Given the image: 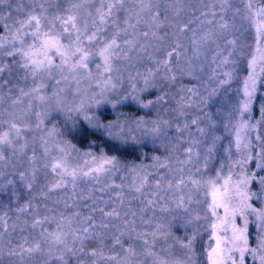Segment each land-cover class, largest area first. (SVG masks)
Masks as SVG:
<instances>
[{
  "label": "snow or ice",
  "instance_id": "snow-or-ice-1",
  "mask_svg": "<svg viewBox=\"0 0 264 264\" xmlns=\"http://www.w3.org/2000/svg\"><path fill=\"white\" fill-rule=\"evenodd\" d=\"M243 4V19L249 22L254 28V50L249 66L252 73L244 81V96L246 99L237 109L241 115L250 111L255 98L258 84L264 85V81H258L256 68L259 63L260 72L264 73V4H254L253 0H240ZM8 3L12 8L10 0H0V4ZM64 0H28L27 5L23 0H18L12 11L0 13L5 19L12 16L13 11L23 15V19L14 21V31L7 24L0 27V31L7 29L9 36L0 37V50L4 55L12 58L18 57L21 61L18 67L25 70V75L21 80L27 81L32 78V86L28 91L18 85H12L9 79H0V90L7 89L11 92L12 85L17 87L19 97L13 99L12 103L22 104L23 97L29 98L28 110L31 111L32 100L39 102L42 111L36 112L38 117L36 128L40 129L44 124V119L50 115V110L55 112H66V119H73V113L83 115V119L88 121L91 127L101 130L105 136L117 142L116 146L127 145L130 141L133 145L140 144L134 133L140 132L144 138H151L155 143L162 136L166 135L165 128L169 122L166 120L144 121L136 120L134 127L127 122L104 123L99 117L89 114L92 105H85L81 100L79 105L73 101L69 104L62 95L66 92V87H54L51 95H46L44 90L48 87L44 79L54 81L56 86L62 83L67 85L75 82L79 85L82 79L91 80L93 78V68L99 87L100 94L116 89L120 83L118 67H114L117 62H123L128 66H134L140 60H148L154 64L153 68L146 69L145 72H136L130 77L132 80L141 78L143 87L137 90L135 84L132 85L133 92L130 95H123L122 99L108 100L115 108L117 103L131 98L137 100L138 91L147 92L150 87H155L153 81L160 68L165 70L166 75L162 78L170 84H174L177 76L172 68L175 63L179 67V59L185 53L182 39H187L194 45V52L201 55V47L208 44H216L219 39H224L227 45L232 46L228 56L236 48V38L227 39V34L240 32L241 29L235 24V17L241 14V9L235 7L233 0H213L212 3H204L201 0L199 8L185 4L184 0H171V3L161 7L160 0H68V6L63 7ZM47 5V7H46ZM191 11L199 15L184 18V13ZM203 17L204 19H201ZM207 25L202 34L197 35V28L191 27L193 23ZM191 36H187V33ZM30 37V40H26ZM217 48L219 45L217 44ZM155 53H162L163 59H155ZM219 55V52H217ZM228 56H224L219 63H230ZM175 57V60L173 59ZM99 59L100 63H94ZM58 61V62H57ZM216 61V56H213ZM191 65V61L188 62ZM91 65V67H90ZM12 67L9 64H0V77L11 74ZM58 74L57 78L53 74ZM117 74V75H114ZM181 75L192 76V70L180 69ZM230 78L231 73H224ZM39 81V82H38ZM221 81V84L227 83ZM91 86V85H90ZM169 85H161L162 88ZM187 91L192 96L197 95L195 87L181 89ZM79 92V88H77ZM167 93L158 97L159 102H163ZM209 95H216V90L212 89ZM0 100L3 97L0 96ZM180 109L186 105L183 103L184 97L180 98ZM204 102V101H202ZM97 104L101 101H97ZM153 104L149 100L141 103V107L147 108ZM187 106H191L188 104ZM179 110V109H178ZM260 113L264 119V104L260 105ZM26 114V113H25ZM181 115L183 112L181 111ZM9 119L5 121L7 130L0 132V162L7 163L8 158L5 152L9 151L13 156L18 152L24 155L28 149V141L18 143L22 137L21 132L27 129V124L23 127L17 122L15 113H9ZM196 124V120H192ZM187 127V125H185ZM246 123L240 124V129L247 128ZM254 127V125H253ZM176 131L180 132L179 125ZM198 131L204 130L198 128ZM57 132L55 126L48 131L49 139L41 137V147L44 155H50L49 144L51 143L60 153L52 158L50 168L59 179L52 183L47 191L43 193L47 197L49 193L58 190L71 188L72 205L64 202L65 207L77 209L81 207L79 201H84L83 208L87 212L77 210L71 211L70 215L60 213V219L55 217L32 215L31 222L24 220L22 225L15 222L11 225L7 211L0 215V242H4L6 236L10 237L9 228L14 232L19 227L21 236L13 242L8 238L6 241V251L0 248V264H4L2 257L15 258L11 264H30L36 257H42V264H84V255L93 258L107 259L113 264H196V251L194 242L197 233L184 240L170 237L169 223L157 217V213L169 214L182 212L186 215V225H192L193 221H199L201 217L195 214L191 206L199 204L200 200H194L192 191L187 195L182 192V188L191 184L196 191L200 190L202 181L188 176L187 182L184 177L178 176L174 180L163 181V177L155 180L154 185L149 184L148 173L140 168H131L132 182L128 185L115 182L116 173L122 172L120 179H126L129 169L121 165L115 156H101L99 159L92 158V161H85L86 167L79 165L72 167L67 163L68 153L64 147H60L52 139ZM218 139V138H217ZM215 140H213V144ZM247 147V145H244ZM69 148L71 145L68 146ZM237 150L241 148L240 131L236 133ZM213 147L207 148L210 155ZM187 161H179L184 164L191 162L192 147H187ZM87 155V154H86ZM199 157L200 153H195ZM159 161V167H166L167 161H160L159 157H154ZM252 157H248L243 163H247ZM36 161L35 151L28 157L29 164L34 165ZM208 157L203 161V167H208ZM44 167H49L45 164ZM264 172V162L258 165ZM182 172L183 169H178ZM199 172L200 169H197ZM35 177V168L31 173ZM3 173H0V177ZM21 180L25 178V173L20 172ZM88 180L92 187L87 189V195L83 192L77 193V182ZM8 185H12L11 179L6 180ZM205 196L211 195V202L208 209L211 216L215 217L216 223H211V228L215 231H223V237L215 236V247L207 253L210 264H245V253L252 255L254 259L258 257L259 264H264V207L256 208L252 201L264 203V175L255 172H241L236 180L232 179L231 173L227 177L216 175L215 179L203 181ZM254 186L255 190H254ZM27 187L31 189L32 185ZM146 189H154L146 191ZM171 193V196H169ZM16 195V193H13ZM107 195V199H105ZM90 201V203H88ZM138 203L134 210L132 202ZM207 203V201H205ZM57 203H60L59 201ZM115 206H112V204ZM7 207V206H5ZM32 207L26 203L18 207V213H28ZM222 210L223 215L218 214ZM100 213L99 222L95 214ZM247 213L255 215L260 232L262 233L260 243L256 248L248 246V217ZM150 214V215H149ZM244 219L243 228L236 226V218ZM207 218V217H206ZM20 217H17L19 220ZM137 220L143 226L142 230H137ZM113 221H121L115 224ZM55 222L54 230L49 231L44 228L46 223ZM40 229L38 235L28 236L23 233L30 230ZM112 229L115 232L112 233ZM99 230L100 235L97 234ZM104 232L112 233L113 247L119 246L121 252L108 257H104L101 248L93 247L89 252H85V245L92 240L104 243ZM128 246L125 247V239ZM172 243H169V239ZM223 244V247L221 245ZM158 245H160L158 247ZM178 246V247H177ZM238 253V257L232 254ZM95 264V261L93 262Z\"/></svg>",
  "mask_w": 264,
  "mask_h": 264
},
{
  "label": "rangeland",
  "instance_id": "rangeland-1",
  "mask_svg": "<svg viewBox=\"0 0 264 264\" xmlns=\"http://www.w3.org/2000/svg\"><path fill=\"white\" fill-rule=\"evenodd\" d=\"M12 4V8L8 7V3L0 4V13H6L7 11H12V9L15 8L18 0H10ZM24 4L27 5L28 0H23ZM132 0H129V3H131ZM185 4L189 6H195L196 8L200 7L201 0H184ZM204 3H212L213 0H203ZM254 4H264V0H253ZM161 7L171 3V0H160ZM234 6L239 7L241 9V14L237 15L235 17V24L238 28L241 29L240 32H234L231 34H227V39L236 38V48L234 51H232V55L228 56V52L232 50V46L227 45L225 43L224 39H219L216 44H208L206 46L201 47V55L197 56L194 52V45L190 43L187 39H182V43L184 44L185 53L183 56L179 59V67L176 66V64H173L172 71L176 74L177 79L174 84H170L168 81L162 79L166 73L163 68L159 69V72L157 74V77L151 81L150 83H154L155 87H150L147 92L144 91H138L137 93V100H132L131 98L127 100H123L122 103H117L116 107L113 108L112 104L107 103L108 100H117L122 99L123 95H130L133 92L132 85L135 84V87L137 90L142 89L143 87V80L141 78H137L136 80L130 79V77H133L136 75V72H145L148 68H153V70H156V67L154 64L146 59L140 60L135 63L134 66H128L123 62H117L114 64V67H118L120 69L119 72V79L120 83L117 85L116 89L105 92L103 95L100 94L99 87L97 85L96 77H95V68H93V78L91 80H85L82 79L77 85L75 82H69L67 85L61 84L60 86H56L54 84L53 80H50L48 78L44 79V83L48 85V87L44 90V93L46 95H51V91L54 87H66V92L62 93V95L67 99L69 104H72L74 101L76 105H79L80 101L83 100L85 105H92L91 110L89 111L90 115L96 116L100 118L101 112L105 111V109L110 110V113L116 116L117 118L115 120H111L109 122H116L119 121L121 123L127 122L129 125L134 127L133 122L136 120H144V121H155V120H166L170 122V115L168 113V110L172 109V112L175 111H182L183 117L189 116L192 120H196L197 123L193 125H197L198 122L204 121L202 123H205V121H210L211 119V112H209V109L214 105V101L218 95V93L221 94L224 93L226 90L232 91L236 93H240V97L237 101V99L234 97H230V99H226L228 101V104L232 100V102L227 106L228 110H225L226 107H223L225 102H222V104H218L214 110L215 112L221 111V120L226 116L228 119L230 118L232 121H234V131H233V140L235 142L234 145H236V133L237 131H240L241 135V148L237 150L236 147V158H233L234 161H231V158L229 159V162H233V173L231 174L232 179L236 180L239 176V174L243 171L246 173H252L255 172L257 174L264 175V172L260 170L258 165L262 163V156H261V148L259 147L258 141H259V129L261 128V132H264V123H262V117L261 115L259 117H254V114L256 113V109L254 110V113L252 111V108L255 104L254 100L251 105L250 111L244 112L243 115L240 114L237 109L241 106L242 102L246 99L244 96V81L245 79L252 73V68L249 66V62L253 55H255L254 50V28L249 25V22L245 19H243V4L240 2V0H233ZM68 6V0H64L63 7ZM47 7V5H46ZM184 18L187 19L189 16L193 15H199V12H196L193 14L191 11H186L184 14ZM17 19H23V15H17L14 11L10 18L5 19L4 15H0V25L3 26L4 24H7L9 28H12L14 31V21ZM201 19H204L201 17ZM193 28H197V35L199 36L202 34V30L207 29V25H199V22L193 23L191 25ZM9 32L7 29L2 30L0 33V37L9 36ZM187 36H191V33H187ZM26 40H30V37H26ZM217 44L219 45V48H217ZM217 52H219V55H217ZM213 56H216V61H213ZM224 56H228V60L230 63L224 64L219 63V61L222 60ZM155 59H163L162 53H155L154 54ZM175 60V57L173 58ZM189 61H191V65H189ZM21 61L18 57L12 58L4 55L3 50H0V64H9L12 67L11 74H5L4 77H0V79H9L12 81V85H18L20 88H24L25 91H28L29 88L32 86V78L31 76L28 77L27 81L21 80L20 77L25 75V70L18 67V64ZM58 62V61H57ZM94 63H100L99 59L97 58ZM91 67V65H90ZM183 68L185 70H188L191 68L192 75L197 77L196 79H193L192 76H189L187 74L181 75L180 69ZM231 73V77H225L224 73ZM257 72V78L258 81H262L263 74L260 72L259 63L256 68ZM54 76L58 77V74L54 73ZM117 75V74H114ZM227 80V83L221 84V81ZM39 82V81H38ZM238 83V88L234 87V84ZM12 85H9L11 89H13V95L11 98L6 101V105H10L9 107L4 108V115L3 117H0V126L7 121L4 117H9V113H15V116L17 117V122L21 124H27L31 125L32 127V134H30V142L34 141L35 138V145H31L28 143V149L24 155H20L19 152L13 156L10 153V157H7V163L0 162V167H2V170L0 173H3L6 169H10V177H12V174L15 176V183L21 184L25 186V188H28L27 185L31 184L32 187L30 189L31 194L27 201L23 200H12L4 204V207L7 206V208L11 205L10 210L12 213H14L16 216L13 218L12 223H16L18 225H22L24 220H28L31 222L32 215H38V216H49L55 217L56 220L60 219V213H64V215H70L71 211L77 210L86 213L87 209L83 208L84 201H79L81 204L80 208L73 209L72 207H65L64 202H67L68 205H72L71 200V188L64 189V190H58L56 192L49 193L46 196L43 195L47 191V188L51 186L52 183H55L59 178L52 173L50 168V163L53 157L59 156L60 153L56 150V148L50 143V155H44L43 149L41 147V137L44 139H49L47 136V133L49 130L55 126L57 129V132L53 134L52 139L55 141L56 144H58L60 147H64L65 151L68 153L66 159L67 163L75 167L77 165L81 167L85 166V161H92L93 157H96L99 159L101 156H104L105 154H101L95 151V149L88 148V149H80L79 147L75 146L73 142L63 140L64 138V132L65 130H71L70 134H73L77 130L78 124L80 121L88 124L90 127L88 121L83 119V115H77L73 113V119H66V112H55L50 110V115L44 119V124L40 129L36 128V124L38 122V117L35 115L36 112H41V106L38 101L32 100V108L31 111L28 110V103L29 98L23 97V103L22 104H16L14 105L12 103L13 99H16L19 97V91L17 87H14ZM91 85V86H90ZM161 85H169L167 87H164V90L159 89ZM264 86V85H263ZM262 86V87H263ZM195 87L197 89V95L192 96L187 91H181V89H187ZM77 88H79V92H77ZM167 88V89H165ZM212 89L216 90V95H209ZM156 90L158 91V94H156ZM167 93L165 96V99L163 102L158 101V97L161 96L164 93ZM264 93V88H261V84H258L257 91L255 93V96ZM7 94V89L0 90V96L3 97ZM234 95V94H233ZM184 97L183 103L186 105L183 109H180V103L181 97ZM255 99V98H254ZM101 101V103L97 104V101ZM149 100L153 101V104L150 107L144 108L141 107V103H147ZM1 101V100H0ZM204 101V102H202ZM233 101H237L236 105L233 106ZM129 103L128 105H131L134 107L133 111L130 112L131 115H128L127 110L125 108L120 111V108L123 106V104ZM188 104H191V106H187ZM226 104V103H225ZM131 108V107H130ZM140 108V110L149 109L150 111L154 112L157 110L158 117H152V118H146L147 116H144L142 114L138 115L136 112H134L135 109ZM117 109L119 111H117ZM179 109V110H178ZM165 110V112H164ZM3 113V109L1 110ZM222 111L224 112V116L222 114ZM26 113V114H25ZM260 113V110H259ZM140 114V113H139ZM25 117V118H24ZM204 117V119H203ZM224 118V119H227ZM101 119V118H100ZM24 120V122H23ZM104 123H108L106 121H103ZM246 123L248 125L245 129H240L241 123ZM169 125V124H168ZM254 125V127H253ZM177 125H174L175 127ZM1 128V127H0ZM93 128V127H92ZM201 128V127H200ZM94 129V128H93ZM166 130V137L168 136L167 131L171 130V127ZM27 135H24V133H21V141L18 143H22L24 140H26V136H28V132H26ZM103 133V132H102ZM136 135V138L138 136H142V133L136 132L134 133ZM68 135V133H67ZM34 136V138H33ZM213 140H215V143L213 144ZM217 136L209 137L205 140H197L192 146L193 153L191 154V162H186L184 164L178 162H175L173 166L166 167L170 170V175L167 176V174H163L159 167V162H156V165H154V168H150V170L146 167L147 165L139 164L141 169L144 171L150 173L152 170H155L157 168L158 172V178L160 179L163 177V181L168 180H174V178L178 176H183L185 181L187 182L188 176L191 175L193 179L201 180V186L200 190L196 191L192 188L191 184H187L186 187L182 188V192L187 195L189 190L192 191L193 199L200 198L203 196V181H205V177L208 173H212L208 166L207 168L203 167V161L205 157H209L214 153L213 152L209 155L207 153V148L213 147V149L216 146ZM131 142V141H130ZM71 145L69 148L68 146ZM244 145H247L245 147ZM33 150L35 151L36 155V161L35 164H29L28 157H30L33 154ZM199 152L200 155L197 157L195 153ZM87 154V155H86ZM182 154V153H180ZM156 155V154H155ZM183 156L186 155L184 161H187L188 154L184 151ZM234 157V155H233ZM248 157H252V159L248 160L247 163H243L244 159L246 160ZM236 160V161H235ZM182 161V160H180ZM11 164L8 166V164ZM45 164H49V167H44ZM121 164V163H120ZM126 166L129 169V172L126 174V179L123 181L120 179L121 175H125L122 172L116 173V179L115 182L117 184L123 183L125 185H128L132 182V173L131 168L136 165H128L121 164ZM33 167L35 168V177L33 178L31 173L33 171ZM162 167V168H166ZM215 169H217L216 166H213ZM178 169H183L182 172L178 171ZM197 169H200L198 172ZM177 170V172H176ZM221 172V169H219ZM24 172L25 178L21 180L19 173ZM228 176V175H227ZM225 176V177H227ZM204 178V179H203ZM155 181L151 184L154 185ZM15 186V185H14ZM92 187V184L88 180H80L77 182L76 192L81 193L83 192L85 195H87V189ZM202 188V190H201ZM16 193L19 191L17 189ZM154 189H146V191H150ZM210 195V194H209ZM169 196H171V193H169ZM200 196V197H199ZM107 195H105V199H107ZM60 203H57V202ZM136 202V201H133ZM210 202H211V195H210ZM26 203H30L32 207L29 209L28 213H18L16 209L18 207L23 206ZM90 203V201H88ZM112 206H115L113 203ZM6 208V207H5ZM7 209H1V212H5ZM219 215H223L222 210H218ZM20 217L19 220H17V217ZM97 222H99L100 219V213L97 212L95 214ZM212 223H216L215 217H212ZM11 223V224H12ZM10 224V223H9ZM10 224V225H11ZM138 229L142 230L143 226L140 225V221L137 220ZM44 228H47L49 231L54 230L55 228V222H52L51 224L46 223L44 225ZM11 230V228H9ZM40 229L36 230H30L28 232L23 233V235H26L28 233H36L38 235ZM99 232V230L97 231ZM12 235L9 238H12V240L16 241L20 238L21 233L19 231V227L16 231L11 233ZM253 237L255 236V243L250 248H256L257 245L260 243L262 233L255 234L253 233ZM19 235V238L16 239V236ZM219 235L223 237V231L222 226L221 230L215 231L212 229V235L209 239V251L212 247H215V236ZM6 244H1L0 242V248H4ZM223 247V244L221 245ZM208 251V252H209ZM121 252V251H120ZM234 256V254H232ZM245 259L247 261V264H259L258 257L254 259L251 254L245 253ZM41 260V259H39ZM210 264V262H209ZM237 264H239V261H237Z\"/></svg>",
  "mask_w": 264,
  "mask_h": 264
},
{
  "label": "trees",
  "instance_id": "trees-1",
  "mask_svg": "<svg viewBox=\"0 0 264 264\" xmlns=\"http://www.w3.org/2000/svg\"><path fill=\"white\" fill-rule=\"evenodd\" d=\"M0 27H2L0 25ZM2 31H0L1 33ZM264 75V74H263ZM262 81H264V76L262 78ZM236 84H234V87L238 88ZM261 85V88H264V86ZM159 89L164 90V88L160 87ZM167 89V88H165ZM156 94H158V91L156 90ZM234 94V95H233ZM13 95V89L9 93L7 90V94L4 95V99L0 101V117H3L4 108L9 107L10 105H6V101H8L11 96ZM239 99L240 93H236L226 90L224 93L220 94L218 93L214 105L209 109V112H211V119L210 121L203 120L198 122L197 125H193L191 123V119L189 116L181 115L180 111L172 112L171 110H168V113L170 115V122L167 128V130L171 127V130L167 131L168 136L166 135L162 136L160 140H157L155 143L151 140V138H144L143 136H138L137 140H141L142 142L140 144L133 145L131 142H129L127 145H120L119 148H117L115 141L111 140L107 136H105L101 130L93 129L88 124L80 121L77 127V130L73 132V134H70L71 130H65L64 132V138L63 140L71 141L73 144L80 149H88V148H94L96 152L105 154L107 156H115L121 164H126L128 167L130 165H136L139 164L147 165L149 170L150 168H154L156 165L157 160L154 159V157H159L160 161H167V165L173 166L175 162H178L180 160L184 161L186 155H182L183 152L187 147L192 146L197 140H205L209 137L217 136L218 140L216 141V146L214 148V153L209 157L208 166L212 173H208L205 177V181L208 179H215L216 175L219 174L221 176H227L229 173H233V158H236V145L233 140V131H234V121H232L230 118L228 119L226 116H224V112L222 111V114L224 118L221 120V111L215 112L214 108L218 104H222V102H225L223 107H226L225 110H228L227 106L232 102L228 104V101L226 99H230V97H234ZM226 98V99H225ZM237 99V101H238ZM237 101H233V106L236 105ZM254 106L252 108V111L254 113V110L256 109V113L254 114V117H259L261 113H259L260 105L264 104V93L260 94V96L256 95L254 99ZM129 103L123 104V106L120 108V111L125 108L127 110L128 115H131L130 112L133 111L134 107L131 105H128ZM131 107V108H130ZM3 109V113L2 110ZM117 111H119L117 109ZM136 114L144 116H147L146 118H152V117H158V112L155 110L154 112L150 111L149 109L140 110V108H137L134 110ZM165 112V110H164ZM140 113V114H139ZM5 119H9L8 117H4ZM25 118V117H24ZM100 118L102 121L109 122L111 120H115L117 117L110 113V110L105 109V111L101 112ZM204 119V117H203ZM262 123H264V119L261 120ZM24 122V120H23ZM25 123V122H24ZM26 124V123H25ZM24 124H21L23 127ZM179 125L181 131H176V126ZM187 125V127H185ZM0 132H3L7 130V124L4 122L0 126ZM203 129V132L198 131V128ZM32 127L31 125H27V129L23 130L21 133H24V135H27L26 132H28V136H26V140L31 145H35V138L33 142H30V134H32ZM68 133V135H67ZM166 133V130H165ZM21 141V140H20ZM19 141V142H20ZM259 147L261 148V156H262V162H264V132H261V128L259 129V141H258ZM182 153V154H180ZM156 154V155H155ZM10 152L6 151L5 156L10 157ZM234 155V157H233ZM231 158V161L229 162V159ZM245 160V159H244ZM236 161V160H235ZM159 162V161H158ZM11 164L9 163L8 166ZM182 166V164H181ZM213 166H216L217 169H215ZM221 169V172L219 171ZM2 170V167H0V171ZM160 170L163 174L170 175V170L166 168L160 167ZM158 170L157 168L155 170H152L149 176V184L151 185L156 178H158ZM177 172V170H176ZM259 175L260 172H259ZM10 169H6L3 172V176L0 177V215H2L4 212H1V209H7L8 217L11 219L9 220V223L11 224L13 221V218L16 216L12 211L10 210L11 205L7 208L4 207V204L12 201V200H25L27 201L30 197L31 191L29 188H25V186L15 183V176L12 174V177H10ZM11 179L13 181L12 185H8L6 183V180ZM204 179V178H203ZM15 185V186H14ZM203 187V196L198 198H194V200H200L199 204H194L191 206L192 211L195 214H198L201 219L199 221H193L192 225H186V215L182 212H173L169 214H160L157 213V217L164 220V222L169 223L171 225L170 228V237H174L178 240H184L185 237H191L194 232L197 233L196 241L194 242L195 251H196V264H209L207 253L209 251L208 245H209V239L212 235V216L211 212L208 209V203H210V195L205 196L204 193V186ZM254 186V190H255ZM17 189L19 192L16 193ZM202 190V188H201ZM13 193H16V195H13ZM207 201V203L205 202ZM253 206L256 208L264 207V203H261L260 201L253 200L252 201ZM138 206L137 202H132V207L135 210ZM150 215V214H149ZM248 217V227H247V236H248V246L249 248L252 247L255 243V236L253 237V233L259 234L261 233L259 230V227L257 223L255 222V215L251 213L246 214ZM207 217V218H206ZM115 224H121V221H113ZM236 226L239 228H243L244 226V219L242 217L236 218ZM2 230V229H0ZM13 231L9 229L10 236L12 235ZM115 232V229H112V233ZM112 233L110 232H104L103 235L105 237L104 243L100 244L98 240H92L91 242L86 243L85 245V252H89L91 248H101L103 250L104 257H108L111 255H115L116 253H119L121 249L119 246L113 247L112 242ZM98 235L101 233L97 232ZM36 233H28L26 236L31 239L32 236H36ZM9 237L6 236V239L4 242H1V244H6V241ZM19 238V235L16 236V239ZM12 239V238H10ZM125 239V247L128 246L127 240ZM13 242H15L13 240ZM169 243H172V239L170 238ZM160 245H158L159 247ZM178 247V246H177ZM6 251V250H5ZM234 257H238V253H233ZM4 264H11V260H14L15 258H8L7 256L2 257ZM41 259V260H39ZM42 257H36L34 258L30 264H42ZM95 261V264H113L112 261H109L107 259H100V258H93L89 255H84V264H93ZM237 261H239L237 259ZM244 262L247 264V261L244 257Z\"/></svg>",
  "mask_w": 264,
  "mask_h": 264
}]
</instances>
